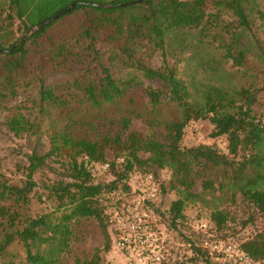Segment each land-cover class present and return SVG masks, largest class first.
I'll list each match as a JSON object with an SVG mask.
<instances>
[{
    "label": "trees",
    "instance_id": "obj_1",
    "mask_svg": "<svg viewBox=\"0 0 264 264\" xmlns=\"http://www.w3.org/2000/svg\"><path fill=\"white\" fill-rule=\"evenodd\" d=\"M132 1L136 0H0V48L4 49L16 43L11 40L13 21L18 20L19 31L24 32L75 3L11 51L0 52V105L33 84L38 86L27 99L33 117L21 105L3 107L5 130L19 138L33 136L36 144L24 152L26 162L15 165L19 183L0 173V264H59L75 240L74 224L89 218L97 222L102 249L107 251L111 236L105 197L120 187L126 189L129 173L136 170L154 175L159 169L169 172L168 189L176 193L167 210L172 226L183 224L185 207L198 203L210 211L216 229L222 230L234 217L221 205L234 201L236 194L264 220V112L255 111L261 89L255 78L261 71L258 63L264 65V49L255 38L248 39L253 27H264V0ZM227 12L234 19L222 22ZM215 30L229 36L217 38ZM215 43L218 56L212 51ZM142 48L158 51L162 65L153 68L145 62ZM228 59L245 77L244 83L227 87L195 76L199 69L219 70ZM250 59L254 71L247 64ZM183 62L191 63L193 73L179 70ZM120 69L125 70L122 76ZM56 75H66V82L49 80ZM154 79L162 85H146L143 95L135 91V86ZM122 112L128 114L122 118L124 127L130 117L162 125L163 141L136 131L125 138L115 134L99 140L72 134L78 123L111 122ZM199 119L211 122L212 136L227 138L226 152L206 144L182 146L185 127ZM43 134L48 149L40 153L37 140ZM107 149L114 152L113 160H107ZM91 162H109V168L93 176ZM199 164L223 169L226 181L219 183L218 194L211 179L202 181V191H194L193 167ZM41 171L58 178L39 180V185L34 176ZM105 175L112 176L109 183L101 182ZM40 187L53 207L31 214L32 200L42 199ZM187 241L190 262L223 264L202 242ZM239 245L253 259L264 261L261 230ZM100 262L96 248L91 256L71 264Z\"/></svg>",
    "mask_w": 264,
    "mask_h": 264
},
{
    "label": "rangeland",
    "instance_id": "obj_2",
    "mask_svg": "<svg viewBox=\"0 0 264 264\" xmlns=\"http://www.w3.org/2000/svg\"><path fill=\"white\" fill-rule=\"evenodd\" d=\"M209 8V10H215L212 5H210ZM3 9H5V7H3ZM221 19L223 20L222 22H227L232 21L234 18L230 12H227L222 14ZM18 26V20L13 21L12 27L14 28V31L12 33V41L15 40L17 42L26 32L19 31ZM215 32L217 38L223 37L226 39V37L229 36L224 30H215ZM254 38L264 49V27L255 26L252 28L251 32L248 34V39L252 42ZM216 46L217 43L212 46V51L218 56L220 50L216 49ZM141 57L153 68H157L163 63L162 57L158 51H150V49L142 48ZM231 64L232 61L228 59L222 63V68L217 71L199 69L197 73L196 71L194 73L199 80L208 84L230 87L244 83L245 77H242L239 72H236ZM247 64L252 68L256 66L253 64L252 59L248 60ZM77 65L78 64H75V66ZM258 65L260 66L261 71L257 73L255 81L256 86L261 89L257 94L255 111L262 114L261 112H264V65H261L260 63H258ZM179 70H185L187 74H191L193 73V66L190 62L188 63V66L183 62L179 64ZM252 70L254 71L255 68ZM77 72L78 70L74 69L72 74L76 75ZM119 72V76H122L125 73V70L120 69ZM49 80H54V82L58 81L62 84L66 82V75L52 76ZM146 85L160 87L162 82L157 79L145 80L143 83L135 86L134 89L138 94L143 95V89ZM37 89L38 86L33 84L14 98L8 99L0 105V173H3L12 183L20 182L21 175L19 171L16 170L15 165L26 162L24 152H28V150L36 144V140L33 136H25L21 138L15 137L6 131L2 124L4 116L3 107L21 105L24 112L33 117L34 111L29 109L28 106H30V102L27 99L33 96L37 92ZM127 116L128 114L126 112H122L120 115L114 117L111 122L95 120L92 121V123H89V121H87L88 123H78L72 128V134L78 138L99 140L104 136H114L115 134H119L122 138H125L130 131H136L145 136H153L154 138L163 141L165 131L162 125H150L147 121L141 118L130 117V124L127 127H124L122 118ZM212 130L213 125L208 119L190 121L184 129L181 144L183 147L206 144L213 146L222 152H226L227 138L225 136H212ZM37 149L40 153H45L48 149V142L44 134L37 140ZM146 156L147 154L141 153V157ZM106 158L107 160H113L115 158L114 152L107 149ZM193 168L196 173L195 184L193 187L194 191H202V181L204 179H211L217 188L215 193L218 194L219 183L226 181L223 176V169L213 168L210 164L194 165ZM156 176L160 180V192L154 202L146 204L145 219L150 225V228L159 238L163 261H176L178 264H203L202 262L196 263L189 261L192 252L187 240H190V242H193L196 245H199L201 242L203 244L204 240H208L209 242L226 240L239 243L258 233L262 229V214L258 213L257 209L252 205L241 201L240 194H236L234 201H226L221 205L222 208L228 210L234 217L233 221H228L227 225L222 230L216 229L209 219L210 211L205 206L198 203L189 204L185 207L184 214L186 219L183 224L172 226L167 210L171 201L176 198V193L175 191L168 189L170 176L167 170H157ZM34 177L39 185H41L39 180H45L48 182L58 178L56 174L45 171L37 172ZM111 180L112 176L105 175L101 182L109 183ZM125 190L126 189L120 187L111 195L106 196L105 199L109 202L108 205L113 203L121 206V200L117 198L120 196V192H125ZM39 192H42L43 194L41 197L42 199L41 201L37 198L32 200L30 205L31 214L48 211L53 207V201L46 197V191H44L42 187L39 188ZM207 197L209 196L207 195ZM244 221L247 222L245 225H243ZM73 227L75 240L71 244L70 249L61 256L59 264H71L76 258L83 259L89 257L96 248L100 249V264H132V261L128 259L126 253L117 247L116 233L113 227H108L111 236V243L107 251L102 249L103 236L97 222L93 218L80 220L76 222ZM214 260L216 259L214 258Z\"/></svg>",
    "mask_w": 264,
    "mask_h": 264
},
{
    "label": "built area",
    "instance_id": "obj_3",
    "mask_svg": "<svg viewBox=\"0 0 264 264\" xmlns=\"http://www.w3.org/2000/svg\"><path fill=\"white\" fill-rule=\"evenodd\" d=\"M116 160L122 161V158ZM89 167L92 175L98 176L109 168V162H91ZM126 183L128 189L121 191L117 198L121 206L111 203L105 210L108 227L114 228L116 245L132 264H159L163 257L161 243L145 219V207L157 199L160 180L152 172L136 170L129 173ZM261 231L264 234V220ZM203 246L223 264H264L247 255L237 242L204 240Z\"/></svg>",
    "mask_w": 264,
    "mask_h": 264
},
{
    "label": "water",
    "instance_id": "obj_4",
    "mask_svg": "<svg viewBox=\"0 0 264 264\" xmlns=\"http://www.w3.org/2000/svg\"><path fill=\"white\" fill-rule=\"evenodd\" d=\"M141 0H136V1H132L130 3H134V2H140ZM78 3H82V2H78ZM86 4H91V5H101V6H105L104 4H98V3H90V2H83ZM75 5V3H71L69 4L65 9H62L60 11H58L56 14H54L52 17L44 19L42 22H40L39 24H37L36 26L28 29L25 34L9 49H4V48H0V52H4V51H11L13 49V47L21 42H23L29 35H31L33 32L37 31L39 28H41L43 25L49 23L50 21L55 20L57 17L61 16L62 14H64L66 11L70 10L71 8H73Z\"/></svg>",
    "mask_w": 264,
    "mask_h": 264
}]
</instances>
